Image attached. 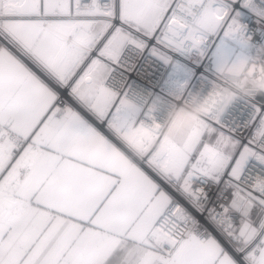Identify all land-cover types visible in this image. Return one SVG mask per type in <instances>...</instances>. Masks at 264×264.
<instances>
[{
	"label": "snow or ice",
	"instance_id": "1",
	"mask_svg": "<svg viewBox=\"0 0 264 264\" xmlns=\"http://www.w3.org/2000/svg\"><path fill=\"white\" fill-rule=\"evenodd\" d=\"M241 15L264 38V0H0V264H264V95L161 137L105 86Z\"/></svg>",
	"mask_w": 264,
	"mask_h": 264
},
{
	"label": "built area",
	"instance_id": "2",
	"mask_svg": "<svg viewBox=\"0 0 264 264\" xmlns=\"http://www.w3.org/2000/svg\"><path fill=\"white\" fill-rule=\"evenodd\" d=\"M98 2L104 7L109 0ZM239 21L245 25L243 41L225 36L224 30H221L207 38L203 56L198 50L185 49L169 53L165 62L153 55L148 48L141 51L129 45L124 48L119 60L111 65L112 70L105 86L115 91L119 98L127 99L137 106V124H164L170 105L176 102L175 97L179 96L183 100L198 94L203 98L217 82V73L213 69V50L217 44H231L249 56L260 51L264 38L257 41L256 32L250 29L243 15L239 17ZM260 60L264 58L261 57ZM251 100L252 98L238 96L225 112L234 113L242 119ZM73 101L75 102L73 97L66 94L61 98L60 106L67 107L74 104Z\"/></svg>",
	"mask_w": 264,
	"mask_h": 264
},
{
	"label": "clouds",
	"instance_id": "3",
	"mask_svg": "<svg viewBox=\"0 0 264 264\" xmlns=\"http://www.w3.org/2000/svg\"><path fill=\"white\" fill-rule=\"evenodd\" d=\"M225 31L229 37L244 40L245 25L239 20L231 22ZM216 73L217 82L203 98L198 94L183 100L175 97L176 102L167 112V120L159 124L161 137L186 135L209 112L224 113L238 96L255 98L264 95V60H224L218 64Z\"/></svg>",
	"mask_w": 264,
	"mask_h": 264
},
{
	"label": "crops",
	"instance_id": "4",
	"mask_svg": "<svg viewBox=\"0 0 264 264\" xmlns=\"http://www.w3.org/2000/svg\"><path fill=\"white\" fill-rule=\"evenodd\" d=\"M264 45L260 46V51L256 53L253 56H249L244 51L236 48L235 46L228 44V43H219L215 46L213 50V56H214V71L216 72V68L219 63H221L224 60H227L229 62L235 61L241 58H248V59H260L261 57L264 58ZM76 102V101H75ZM73 101L74 104H70L67 107L70 108H77V104Z\"/></svg>",
	"mask_w": 264,
	"mask_h": 264
},
{
	"label": "rangeland",
	"instance_id": "5",
	"mask_svg": "<svg viewBox=\"0 0 264 264\" xmlns=\"http://www.w3.org/2000/svg\"><path fill=\"white\" fill-rule=\"evenodd\" d=\"M129 102V101H128ZM130 104H132V105H134L133 103H131V102H129ZM136 106V105H135ZM136 108H137V106H136Z\"/></svg>",
	"mask_w": 264,
	"mask_h": 264
}]
</instances>
